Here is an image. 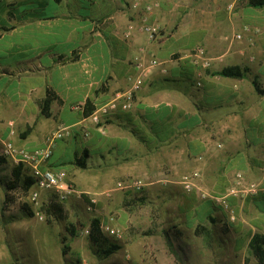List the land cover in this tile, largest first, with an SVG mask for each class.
I'll return each mask as SVG.
<instances>
[{
  "label": "crops",
  "instance_id": "crops-1",
  "mask_svg": "<svg viewBox=\"0 0 264 264\" xmlns=\"http://www.w3.org/2000/svg\"><path fill=\"white\" fill-rule=\"evenodd\" d=\"M157 1L149 22L158 33L151 40L141 31L149 0H0V139L44 147L51 132L79 125L128 90L140 58L146 64L157 59L130 109L114 111L104 131L89 123L86 136L77 127L55 144L47 166L64 168L86 152L97 156L92 163L98 169L89 180L96 194L107 193L118 176L142 179L143 190L165 187L174 195L194 168L210 181L218 176L219 190L234 170L260 172L264 8L248 5L234 29L245 23L258 31L233 44L226 33L230 25L193 17L190 0ZM196 45L213 57L209 70L190 63ZM224 69L236 75H219ZM215 141L223 148L216 150ZM201 154L203 161L197 160ZM189 208L197 211L195 205ZM161 257L164 264H189L191 258ZM211 258L214 264L217 259ZM235 258L247 264L245 256ZM256 261L252 257L249 264Z\"/></svg>",
  "mask_w": 264,
  "mask_h": 264
},
{
  "label": "rangeland",
  "instance_id": "rangeland-1",
  "mask_svg": "<svg viewBox=\"0 0 264 264\" xmlns=\"http://www.w3.org/2000/svg\"><path fill=\"white\" fill-rule=\"evenodd\" d=\"M149 1L156 7L161 3ZM190 2L193 17L199 16L214 25L227 23V29L230 25L226 33L233 44L243 42L253 32L245 30V23H241L240 31L234 29V24L242 20L240 16L249 0ZM238 33H242L243 40L234 39ZM219 142L215 141L216 150L222 149L217 147ZM94 159L98 157H87L86 168L72 162L66 164L63 169L71 189L42 192L40 201L45 220H39L31 211H5L6 183L13 169L0 163V264H164L158 256L164 260V256H191L189 264H209L214 260L210 256L216 257L214 264H220L223 259H231L227 264H242V258L235 256H245L247 264L252 257L258 259L255 264H262L251 243L257 235L264 240V213H259L264 211V196L229 197L230 206L226 209L214 197H203L202 190L215 196L224 189L219 190L218 176L210 181L201 168L185 173L199 172L197 187L192 192L185 191L180 181L182 189L174 195L165 187L122 190L119 182L136 178L118 176L110 183L107 193L96 194L89 185L91 175L98 169L92 163ZM204 159L202 154L197 157L199 161ZM261 169L252 175L241 169L227 175L242 171L248 181H253L260 179ZM233 198L237 199L236 204ZM190 204L197 211L191 210ZM95 219L100 221V231L115 245L112 251H107V245L92 241ZM102 222L110 223L119 235L106 234L101 229ZM253 223L256 226L252 227Z\"/></svg>",
  "mask_w": 264,
  "mask_h": 264
},
{
  "label": "built area",
  "instance_id": "built-area-1",
  "mask_svg": "<svg viewBox=\"0 0 264 264\" xmlns=\"http://www.w3.org/2000/svg\"><path fill=\"white\" fill-rule=\"evenodd\" d=\"M154 10V5L149 4L145 7V12L142 17L141 31L144 32L151 40H154L158 33V27L149 22V16ZM246 31H258L250 25H245ZM235 40H243L242 33H238L234 37ZM189 61L196 66L199 71L206 70L212 66L213 57H211L207 49L203 45H196L190 50ZM159 64V61L153 59L149 64L140 58L135 64L137 74L131 78L132 86L123 94L114 100L105 103L96 108L91 114L84 117L82 122L77 126H63L51 132L47 139L46 145L40 148H28L18 146L13 139H0V158L5 160V164H9L12 169L14 167L23 166L28 174L21 176L19 182L12 185L16 180L13 173L6 183V193L3 200L5 211L13 212L24 210L33 212L39 220H45V214L41 207V194L43 191L55 190L60 192L63 189H71L66 182L67 172L63 168H51L47 166V162L53 154L55 144L66 137L74 135L77 127L82 129L87 136V125L89 123L97 126L101 131H104V123L106 119L116 110L122 108L127 110L131 108L132 98L135 91L139 90L143 84L144 79L150 74L152 67ZM198 85H201L199 82ZM13 125V124H11ZM219 148H223V143L217 144ZM264 161V149H263ZM262 175L260 179L248 181L242 171H236L232 175L227 176V181L224 191L212 195L210 192L202 190L203 197H214V199L224 208L229 209L228 198L232 196H247L264 193V167L261 169ZM199 172L194 171L190 174H185L180 183L187 192H192L197 187L195 181L198 179ZM31 182V183H30ZM30 183V184H29ZM146 182L142 179H133L128 182H119L118 187L122 190L139 191L146 187ZM234 220V213L231 215ZM101 229L110 235H119V231L115 229L110 223L102 222Z\"/></svg>",
  "mask_w": 264,
  "mask_h": 264
},
{
  "label": "trees",
  "instance_id": "trees-1",
  "mask_svg": "<svg viewBox=\"0 0 264 264\" xmlns=\"http://www.w3.org/2000/svg\"><path fill=\"white\" fill-rule=\"evenodd\" d=\"M248 4L252 7L256 8H264V0H249ZM219 75L223 76H231V75H236V70L233 69H224L220 72H218ZM87 157H88V152L84 153L80 157H76L72 163L80 166L81 168H86L87 167ZM5 160L3 158H0V163L4 162ZM27 173L28 174V169H24L23 166L19 167H14L13 168V175L15 176V181L13 184L10 185H15L19 182L21 176ZM31 183V182H30ZM29 183V184H30ZM99 219H95L93 221V233L91 235V239L93 242L97 243L98 245L104 246L107 245V251H112V249L115 248V245L111 243V241L100 231L99 227ZM73 233V231H71ZM264 240L261 239L258 235L254 237L252 243H251V248L254 251V254L259 258L260 262L264 264Z\"/></svg>",
  "mask_w": 264,
  "mask_h": 264
}]
</instances>
